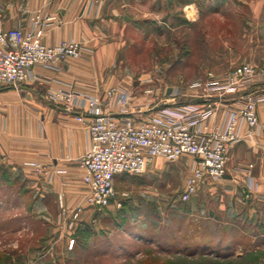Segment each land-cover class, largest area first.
<instances>
[{"label": "rangeland", "instance_id": "rangeland-1", "mask_svg": "<svg viewBox=\"0 0 264 264\" xmlns=\"http://www.w3.org/2000/svg\"><path fill=\"white\" fill-rule=\"evenodd\" d=\"M252 1L150 2L145 19H138L143 27L128 26L112 38L119 46L113 78L135 97L151 90L163 99L176 88L191 92L188 85L210 72L225 74L243 63L264 66V0ZM191 163L190 156L156 159L144 174L118 179L120 209H91L78 221L53 200L47 212L32 207L35 196L25 194L20 182L0 187V264H212L199 257L211 251L229 256L220 264H264L261 228L245 220L234 225L235 217L224 215L230 226L223 233L219 224L206 223L209 210H217L216 197L198 191L181 199ZM196 248L197 258L186 260ZM247 253L255 257L235 261Z\"/></svg>", "mask_w": 264, "mask_h": 264}, {"label": "crops", "instance_id": "crops-1", "mask_svg": "<svg viewBox=\"0 0 264 264\" xmlns=\"http://www.w3.org/2000/svg\"><path fill=\"white\" fill-rule=\"evenodd\" d=\"M163 1L105 0L101 6L90 10L85 0H0V30L28 28L32 14L56 15L61 23L45 31L44 44L53 46L73 37L92 50L80 58L67 59L58 72L36 68L35 72L46 81H30L19 90L0 88V187L20 182L25 194L35 196L36 202L32 207L45 212L50 201L58 205L59 196L68 210L83 203V171L77 160L89 149L90 137L86 126L76 120L73 112L47 98L48 92L70 85L78 92L104 97L112 87L128 89L116 83L112 76L113 51L119 47L112 38L121 35L128 26L143 27L138 19H145L147 5ZM189 91L183 90L184 97L178 98L177 102L196 100L197 91ZM173 93L174 90L163 99L155 91L146 93L144 90L141 97L132 93L128 111L135 117L146 116L173 104ZM234 99L233 95L228 97L209 120L210 125L217 126L223 122L226 109ZM106 110L115 112L114 109ZM257 112L264 121V104L258 106ZM246 131L247 126L244 125L243 132ZM26 162L39 163L49 173L40 174L25 166ZM58 171L65 173L59 174ZM198 191L205 197H216L217 210H209L206 223L219 224L225 233L224 228L230 226V222L223 217L232 215L235 217L231 220L234 225L245 220L243 223L261 228V236L264 237V220L261 218L264 211L259 209L261 205L264 208V138L254 135L234 142L229 150L227 177L216 182L206 180ZM90 213L91 208H87L81 219ZM242 238L235 240L238 246L244 244ZM250 238L255 240L257 236L254 234ZM222 239L223 236L217 244L220 245ZM234 257L238 260L255 256L247 253Z\"/></svg>", "mask_w": 264, "mask_h": 264}, {"label": "built area", "instance_id": "built-area-1", "mask_svg": "<svg viewBox=\"0 0 264 264\" xmlns=\"http://www.w3.org/2000/svg\"><path fill=\"white\" fill-rule=\"evenodd\" d=\"M85 1L92 10L105 0ZM29 21L28 28L0 30V88L19 90L30 81H46L35 72L36 68L58 72L67 59L92 53L84 42L73 37L53 46L44 44L45 31L61 23L56 15L36 13ZM188 88L197 91L196 100L177 102L184 95L176 88L173 104L142 117L130 115L132 93L121 86L112 87L104 97L78 92L70 85L50 89L47 98L73 112L76 120L86 126L91 142L77 160L83 171V203L68 212L73 221L80 220L87 208L98 213L112 207L120 209L118 179L144 174L156 159L175 162L184 156L192 157L191 175L181 195L183 201H188L204 181L227 177L229 150L234 142L254 135L264 138V121L257 112L258 106L264 104V66L243 63L225 74L210 72L192 81ZM232 95L235 99L226 109L223 122L210 125L209 120ZM24 165L40 174L49 173L36 162ZM59 205L67 211L61 196ZM70 244L72 247L74 239Z\"/></svg>", "mask_w": 264, "mask_h": 264}, {"label": "trees", "instance_id": "trees-1", "mask_svg": "<svg viewBox=\"0 0 264 264\" xmlns=\"http://www.w3.org/2000/svg\"><path fill=\"white\" fill-rule=\"evenodd\" d=\"M211 253H212V251L210 252V253H206V252H202V253H200V255H199V257L201 258V259H203V260H210V261H212V264H220L221 262H226V261H229V258L228 257H224L223 256V254H216L215 256H212L211 255ZM198 254V250H197V248L195 249V250H193V251H191V252H189L186 256H185V259L187 260V259H189V261H193V259H195V258H197V255ZM213 258H212V257ZM247 259H249V258H244V259H238V260H235L236 262L237 261H245V260H247ZM185 260V262H187ZM235 262V263H236ZM168 264H172L171 263V261H169L168 262Z\"/></svg>", "mask_w": 264, "mask_h": 264}]
</instances>
